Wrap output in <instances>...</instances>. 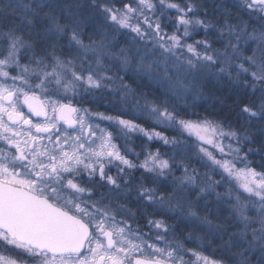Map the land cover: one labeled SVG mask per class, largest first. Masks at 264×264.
<instances>
[{
  "label": "snow or ice",
  "instance_id": "6c2138e0",
  "mask_svg": "<svg viewBox=\"0 0 264 264\" xmlns=\"http://www.w3.org/2000/svg\"><path fill=\"white\" fill-rule=\"evenodd\" d=\"M257 155L264 0H0V264H264Z\"/></svg>",
  "mask_w": 264,
  "mask_h": 264
},
{
  "label": "trees",
  "instance_id": "16d2710c",
  "mask_svg": "<svg viewBox=\"0 0 264 264\" xmlns=\"http://www.w3.org/2000/svg\"><path fill=\"white\" fill-rule=\"evenodd\" d=\"M93 109H95V110H97V109H99V110L106 109V111H108L109 113H111L113 115H120L119 112L112 111L111 109L106 108L104 106H93ZM124 117L127 118V119H135V122L138 123V124H141L143 127L148 128V129L155 128L157 131L164 132V134L165 135H168L169 137L176 135V132H174L173 130H171V129H165L163 126H158L154 122H152L150 120H147L146 118H143V119L142 118H135L132 115H126ZM131 140H132L131 147H133L137 151L138 150L141 151V148L139 147V145H141L142 143H146V140L145 139H142L141 137L136 136V135H134L131 138ZM260 143L261 142L258 141L257 144L248 145L247 147L257 148V147L260 146ZM148 148L151 149V150H155L156 148H161V142H153V143H150V144H148ZM249 159L251 161H253V164H252L253 167H255L257 170L264 171V169H261L259 167V164L261 163L260 156H258V155L257 156H249ZM135 175L136 176H140L141 173L140 172H136ZM169 222H174V218H171L169 220ZM188 247H195V245H192L191 244V246H188ZM205 254L206 255H211V252H206Z\"/></svg>",
  "mask_w": 264,
  "mask_h": 264
},
{
  "label": "rangeland",
  "instance_id": "374dc122",
  "mask_svg": "<svg viewBox=\"0 0 264 264\" xmlns=\"http://www.w3.org/2000/svg\"><path fill=\"white\" fill-rule=\"evenodd\" d=\"M170 14H172V13H170ZM248 54H250V53H248ZM94 111H101V112H105L106 114H110V115H113V114H111V113H109L108 111H106V109H103V110H99V109H97V110H95V109H93ZM115 116V115H114ZM123 118H125V117H123ZM125 119H127V118H125ZM103 126H105V125H102V127ZM118 143H122V141H118ZM133 148V147H132ZM136 152H140L139 150L137 151V150H135ZM141 160L143 159V156L140 158ZM250 160V159H249ZM253 167V166H252ZM257 171H260V170H257ZM179 173H177V175H178ZM221 191H223V189H221ZM145 230H147V229H145ZM188 246H191V244H188ZM29 264H31V262H29Z\"/></svg>",
  "mask_w": 264,
  "mask_h": 264
}]
</instances>
